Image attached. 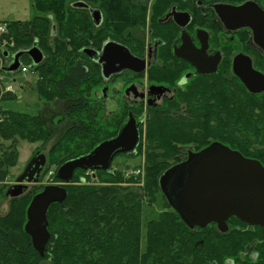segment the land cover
I'll list each match as a JSON object with an SVG mask.
<instances>
[{
	"label": "trees",
	"instance_id": "1",
	"mask_svg": "<svg viewBox=\"0 0 264 264\" xmlns=\"http://www.w3.org/2000/svg\"><path fill=\"white\" fill-rule=\"evenodd\" d=\"M57 1L60 0H34L36 9L43 15H38L32 22H1L7 25L5 38L14 42L15 48L26 49L34 42L38 43L52 62L50 67L44 68L52 76L40 81V98L52 100L58 96L76 95L81 98L56 123L60 125L63 119L69 118L75 124L68 127L50 148L48 162L58 169L65 162L96 147L104 138L105 131L107 133L114 127L110 133L115 135L120 123L111 122L104 127L97 123L83 95L87 90L82 84L86 73L80 66L73 68L71 63L65 66L66 69L61 67L72 51L68 43H58V37L52 36L53 22L50 17H55L57 10L51 9L50 4ZM62 35L68 37L64 33ZM37 70L43 76L45 71L40 66ZM61 74H65L63 80L55 84L53 76ZM214 93L218 95V103L207 109V132L204 137L211 131L221 138L228 133L234 141L239 134L246 142L248 131L243 121L248 119V109L233 110L234 96L224 87L222 92ZM242 99L240 97L241 107ZM256 117L257 126H262L264 115L256 113ZM161 120L164 122L159 123ZM172 120L159 117L156 126L155 123L151 126L147 124V141L151 144L155 142L156 147L154 154L148 151L143 184H140L144 180L141 174L121 170L75 173L71 183H65L55 174V180L66 188L67 195L49 207L50 238L45 255L34 247L32 237L25 229L28 207L33 195L40 189L12 198L6 215H0V264H42L43 260H49L51 264H225L226 260H232V264H264V228H233L226 234L220 233L214 224L206 228H190L167 202L159 187V177L179 162L174 158L178 153V142L184 143L188 137L191 142L198 141L194 137L204 138L203 135L186 133V130L190 131V125L183 120L173 125V130L169 127L168 145L158 140L161 134L156 135V139L155 128ZM212 120L216 124L214 127ZM52 123L55 124L54 121ZM53 132L54 129L40 114L0 107V137L11 142L0 156V183L8 179L10 167L17 161V142L40 141L44 146L51 140ZM2 198L4 195L0 191V202ZM160 199L163 201L162 209L143 229L144 209L159 204ZM247 248L250 250L248 253Z\"/></svg>",
	"mask_w": 264,
	"mask_h": 264
},
{
	"label": "flooded vegetation",
	"instance_id": "2",
	"mask_svg": "<svg viewBox=\"0 0 264 264\" xmlns=\"http://www.w3.org/2000/svg\"><path fill=\"white\" fill-rule=\"evenodd\" d=\"M245 1L60 0L50 4L51 9L57 10L55 17H50L53 22L52 36L58 37V43H68L72 51L66 63L59 65L66 69L65 66L71 63L73 68L80 66L86 73L82 84L87 90L83 95L97 123L104 127L112 118H117L120 123L115 135L104 130L105 135L100 143L117 137L130 121L136 123L135 127L139 131L137 146L134 150L117 153L114 159L120 154L137 157L143 148L147 124L151 126L155 123L156 126L159 117L179 122L184 120L190 125L187 124L190 131L186 130V133L204 137L207 132V109L216 106L218 95L214 92L220 93L224 87L234 96L233 110L248 109V119L243 121L248 131V140L245 142L236 134L233 141L228 133L221 138L211 131L204 138L194 137L198 141L188 146H178L174 158L179 162L186 160L189 154L213 142H220L264 165V119L262 126L256 123V113L264 115V89H255L261 86L258 78L254 77L247 84L240 76L244 71L251 74L249 69L262 74L261 78L264 76V54L261 48L255 43L251 29L239 27L235 20L237 16L234 7ZM253 1L264 10V0ZM63 33L68 37H64ZM35 46H39L38 43L19 49V52ZM43 53L38 64L28 54L20 57L21 64L28 67L27 72L30 71L29 64L37 72L38 66L41 70L50 67L52 62ZM26 57L29 61L24 64ZM42 75L33 87L38 97L35 100L36 108L44 119L49 111L52 112V123L56 118H63L62 114L77 105L81 98L79 95L66 98L58 96L52 100L40 98V81L51 79L52 76L47 71ZM64 75L53 76L56 78L54 83L63 80ZM240 97L243 98L242 107ZM102 117H108L109 120L104 121ZM68 121L71 120L66 118L60 123L66 124ZM71 125H75L73 121L66 129ZM211 125H216L213 120ZM40 151H36L33 157L41 154ZM47 167L46 163L41 169V176ZM114 170L117 169L111 166L108 170H85L78 167L74 174ZM32 184L36 183L27 184L28 191L33 190ZM227 224L226 232L218 231L226 234L233 228L250 230L256 227L234 216L227 220ZM46 251L45 248L44 255ZM232 263V260L225 262Z\"/></svg>",
	"mask_w": 264,
	"mask_h": 264
},
{
	"label": "water",
	"instance_id": "3",
	"mask_svg": "<svg viewBox=\"0 0 264 264\" xmlns=\"http://www.w3.org/2000/svg\"><path fill=\"white\" fill-rule=\"evenodd\" d=\"M234 12L238 26L251 29L255 43L264 54V10L256 1L247 0L235 6ZM4 53L7 55L6 51ZM23 54L30 55L35 64L43 58V52L35 46L28 51L18 52L15 61L6 70L17 71ZM252 71L249 69L251 74L241 72V78L247 84L254 77L258 78L261 86L255 89L263 90L264 76L261 78L262 74ZM135 126L136 123L130 121L117 137L100 143L87 155L65 162L56 176L65 183H71L78 167L108 170L117 153L134 150L137 146L139 131ZM46 163L44 153L35 155L7 195L18 197L25 193L27 184L38 183L41 169ZM159 187L169 205L190 228H205L215 223L219 231L226 232L227 220L233 216L246 224L264 228V165L224 143L213 142L189 154L188 159L167 168L159 177ZM66 195L64 186L49 184L33 196L28 207L25 229L42 255L50 238L47 219L49 207L65 199Z\"/></svg>",
	"mask_w": 264,
	"mask_h": 264
},
{
	"label": "rangeland",
	"instance_id": "4",
	"mask_svg": "<svg viewBox=\"0 0 264 264\" xmlns=\"http://www.w3.org/2000/svg\"><path fill=\"white\" fill-rule=\"evenodd\" d=\"M32 16H33V10L31 8L30 0H0V19H9V18L26 19V18H31ZM28 57L25 58L26 62L29 61ZM29 65H30V71L24 72L21 74L17 73L18 75V78L16 79L17 81L16 80L10 81V79H7V78L3 80L4 86L12 84L14 88L16 89V92L15 94H4V95L0 94V107H3L4 109H7V110H15V111H20V112H25V113H30V114H39V112L37 111V108H36L37 105L35 102V100H37L38 97L33 87H34V84L39 80L41 75H39L37 71L32 70L33 68L32 64H29ZM52 114L53 113L49 111L48 116H46L47 122L54 129L53 136L51 137V140L47 144L43 146L40 141L36 143H30L25 140H20L19 142H17V151H18L17 161L15 162L14 165H11L8 179L0 183V191H2L4 195V198H2L0 202V215L2 216L6 215V213L10 209L11 200L12 198H16V197L7 195V192L11 186L17 183L16 182L17 177L24 171V169L26 168L30 160L33 158V155L35 154V152L38 150L39 151L41 150L40 153H44L45 155L48 156V159H49V155H50L49 152H50V148L52 144H54L58 139H60L65 134L66 126H68L71 123V121H68L66 124H61L60 126L56 125V123L58 122L60 118H56L53 120L55 124L50 123L51 121L50 116ZM102 119L104 121L109 120L108 117H105V118L102 117ZM173 121H167L165 124L160 125L157 128H155V138L157 139L156 135L161 134V136L159 137L160 139L158 138V140L164 142L166 145H168V143L170 142L167 133L173 130L174 128L173 125L175 126L178 125L180 120L177 121L176 123H174ZM111 122H114L115 124H117L118 123L117 118H112L110 123ZM163 122H164L163 120L159 121V123H163ZM169 127H171V130H168ZM113 129L114 127H112L107 133H110ZM178 130H179V127L177 131ZM144 131H145V136H144V141H143V148L140 151V154H138L137 157H131L129 155L126 156V155L120 154L113 160L112 165H111L112 169L121 170L124 173H134L135 174L134 170L137 171L138 169H142V171H144V175H141V176H143L142 180L143 178L144 180L141 181L140 184H143L145 181V172H146L145 162H146V158L148 155V151L154 154L155 147H156L155 142L153 143L154 145L151 144L152 140L150 141L151 143H148L149 139L146 135V128ZM190 140L191 138L188 137L184 141V143L178 142V145L188 146V144H190V142L192 141ZM10 144H11L10 141H4L0 137V145H1L0 146V156L2 155V151H4ZM150 146L154 148L151 149ZM148 148H150V150ZM47 163H48V167L46 168L47 171L54 172L57 170L56 166L55 165L52 166L48 162V160H47ZM54 179H55V174L52 176L47 174L42 178L40 182L36 184H32V188L34 187L33 190L32 189L30 191L27 190L26 192L32 193L36 191V189L42 190L43 187L49 183L60 184L58 183L59 181L54 180ZM28 189H29V186H28ZM162 206H163V201L160 199L159 204H156L151 207L148 206L147 208L144 209L143 218H142L143 229H145L146 223L150 219H155L157 217L158 212H159L158 210H161ZM42 264H51V262H49V260H43Z\"/></svg>",
	"mask_w": 264,
	"mask_h": 264
},
{
	"label": "built area",
	"instance_id": "5",
	"mask_svg": "<svg viewBox=\"0 0 264 264\" xmlns=\"http://www.w3.org/2000/svg\"><path fill=\"white\" fill-rule=\"evenodd\" d=\"M7 25L5 23L0 22V71L2 66L4 65L3 60H11L15 56V54L19 51V49L15 48V44L12 41H9L5 38V34L7 33ZM14 49V50H13ZM4 51H7V55H4ZM26 65H21L20 70L25 72L27 71ZM5 78V75L0 74V94H12L15 92V88L12 84L9 85H1V81ZM135 175H144V171L142 169L135 170ZM51 174V173H50Z\"/></svg>",
	"mask_w": 264,
	"mask_h": 264
},
{
	"label": "crops",
	"instance_id": "6",
	"mask_svg": "<svg viewBox=\"0 0 264 264\" xmlns=\"http://www.w3.org/2000/svg\"><path fill=\"white\" fill-rule=\"evenodd\" d=\"M30 2H31V8H32V10H33V16L31 17V18H26V19H17V18H9V19H0V22L2 21V20H17V21H28V22H30L31 20H33V19H35V17H37L38 15H43L42 14V12H38V10L36 9V7H35V2H34V0H30ZM42 52H43V50L39 47V46H37ZM44 54V53H43ZM5 55V54H4ZM15 57V56H14ZM13 61H15V59L13 58L12 59V61L11 60H3V62H4V65L2 66V68H1V71H0V74L1 75H5V78H3V80L4 79H10V81H15L17 78H18V75H17V73H19V74H21V73H24L23 71H21V70H17V71H14V72H10V71H7L6 70V67H9L10 65H11V63L13 62ZM19 61H20V63H21V60L19 59ZM28 62H26V63H24V64H27ZM25 72H27V71H25ZM16 77V78H15ZM3 80L1 81V85H3ZM17 81V80H16ZM4 86V85H3ZM23 88V87H22ZM15 92H16V89H15ZM15 94V93H14Z\"/></svg>",
	"mask_w": 264,
	"mask_h": 264
}]
</instances>
